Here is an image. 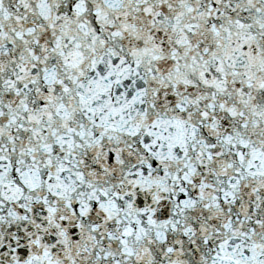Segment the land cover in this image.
I'll list each match as a JSON object with an SVG mask.
<instances>
[{"label": "snow or ice", "instance_id": "snow-or-ice-1", "mask_svg": "<svg viewBox=\"0 0 264 264\" xmlns=\"http://www.w3.org/2000/svg\"><path fill=\"white\" fill-rule=\"evenodd\" d=\"M0 264H264V0H0Z\"/></svg>", "mask_w": 264, "mask_h": 264}]
</instances>
